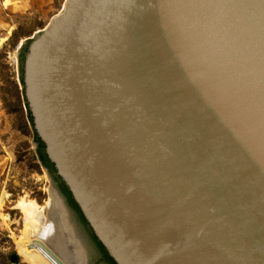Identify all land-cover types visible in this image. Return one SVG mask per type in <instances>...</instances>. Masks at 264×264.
I'll return each instance as SVG.
<instances>
[{
  "label": "water",
  "instance_id": "1",
  "mask_svg": "<svg viewBox=\"0 0 264 264\" xmlns=\"http://www.w3.org/2000/svg\"><path fill=\"white\" fill-rule=\"evenodd\" d=\"M15 54L32 132L115 264H264V0H64ZM42 167L31 247L107 264Z\"/></svg>",
  "mask_w": 264,
  "mask_h": 264
},
{
  "label": "rangeland",
  "instance_id": "2",
  "mask_svg": "<svg viewBox=\"0 0 264 264\" xmlns=\"http://www.w3.org/2000/svg\"><path fill=\"white\" fill-rule=\"evenodd\" d=\"M27 1V0H25ZM64 0H30L31 6L10 13L11 28L0 33V264H29L17 248L27 227L17 203L32 200L47 218L50 182L31 144L15 51L21 42L44 28ZM17 258H12L13 255Z\"/></svg>",
  "mask_w": 264,
  "mask_h": 264
},
{
  "label": "bare ground",
  "instance_id": "3",
  "mask_svg": "<svg viewBox=\"0 0 264 264\" xmlns=\"http://www.w3.org/2000/svg\"><path fill=\"white\" fill-rule=\"evenodd\" d=\"M17 205L24 214L25 227H27L24 234L17 240L19 252L29 264H52L37 248L31 247L33 243L42 242L41 238L47 219L42 207L32 200L25 199L19 200Z\"/></svg>",
  "mask_w": 264,
  "mask_h": 264
},
{
  "label": "trees",
  "instance_id": "4",
  "mask_svg": "<svg viewBox=\"0 0 264 264\" xmlns=\"http://www.w3.org/2000/svg\"><path fill=\"white\" fill-rule=\"evenodd\" d=\"M21 55L23 56V53ZM22 56H21V59H22ZM20 71H21V67H20ZM20 78H21V76H20ZM26 118L32 124V117H31L30 112H29L28 109H27ZM33 139L37 143L36 152H37L38 160L41 162L42 165H44L46 168H48L49 171H51L52 173H55L56 171H55L54 165L48 159V157H47V155H46V153L44 151L45 146H44L43 142L39 139V137L37 136V134H36V132L34 130H33ZM57 178L60 180V187H61L62 191L68 196V199H69L70 203L77 210L78 216H79L81 222L86 227L87 223H86V221H85L80 209L78 208L76 203L73 201L67 186L65 185V183L58 176H57ZM87 231L89 232L90 237L92 238V240L95 243L96 247L100 251V254H101L102 258L104 259V261H106L107 264H115V262L112 260V258L106 253V251L103 248V246L97 241V239L94 236V234H92V232L89 229Z\"/></svg>",
  "mask_w": 264,
  "mask_h": 264
},
{
  "label": "crops",
  "instance_id": "5",
  "mask_svg": "<svg viewBox=\"0 0 264 264\" xmlns=\"http://www.w3.org/2000/svg\"><path fill=\"white\" fill-rule=\"evenodd\" d=\"M48 1V0H45ZM31 6L30 0H0V33L8 32L11 28L9 16L10 13ZM1 162H0V195H1Z\"/></svg>",
  "mask_w": 264,
  "mask_h": 264
},
{
  "label": "flooded vegetation",
  "instance_id": "6",
  "mask_svg": "<svg viewBox=\"0 0 264 264\" xmlns=\"http://www.w3.org/2000/svg\"><path fill=\"white\" fill-rule=\"evenodd\" d=\"M48 169V168H47ZM49 170V169H48ZM53 180L55 181V185L56 187L58 188V190L60 191V193L65 197L66 199V203L68 205V207L70 209H72L77 215H78V212L77 210L73 207V205L70 203L69 199H68V196L62 191L61 187H60V180L57 178V175L55 173H52L51 171H49ZM79 217V216H78ZM85 227V226H84ZM85 230L87 231L88 230V227L86 226L85 227ZM88 235L90 236L89 232L87 231ZM88 264H89V259H88Z\"/></svg>",
  "mask_w": 264,
  "mask_h": 264
}]
</instances>
